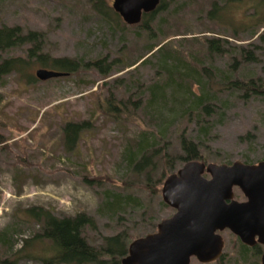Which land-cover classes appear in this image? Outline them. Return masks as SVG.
Segmentation results:
<instances>
[{
    "label": "rangeland",
    "instance_id": "rangeland-1",
    "mask_svg": "<svg viewBox=\"0 0 264 264\" xmlns=\"http://www.w3.org/2000/svg\"><path fill=\"white\" fill-rule=\"evenodd\" d=\"M108 1L112 5L113 0ZM166 1V9L157 13L152 24L151 39L137 25H127L125 31L111 27L93 11L89 0H0V27L20 26L23 32L41 33L43 52L83 62L99 58L104 63L115 62L108 76L92 67L29 82V76L35 77L36 70L43 67L30 59L21 72L0 78V235L5 232L0 239V264H46L45 259L53 255L48 240L25 245L41 231L39 223L25 217L24 209L32 206H42L59 217L79 213L93 217L96 225L86 227L84 235L96 247L118 232L128 234L129 245L156 232L160 221L174 209L161 205L162 191L151 196L137 186L143 179L132 175L124 161L127 147L144 131L154 133L161 146L167 143L166 149L174 156L182 154L181 135L186 134L200 144L206 164L264 160L263 94L244 98L240 92L227 91L218 95L212 128L201 131L196 120L177 112L170 86L165 91L168 107L158 113L157 105L164 106V101H151L149 87L165 85L169 72L161 67L162 54L147 51L151 44L163 45L170 57L167 66L181 68L174 78L177 82L184 79L192 96L199 93L194 76L204 79L198 73L203 66L230 75L231 58L237 52L234 46L255 54L254 61H243L235 77L264 78V43L258 39L264 27L245 24L254 12L251 4L257 0ZM214 2L233 4L227 10L226 23L210 19ZM213 37L227 40L228 54L216 57L208 53L204 40ZM31 45L0 52V62L10 57L29 59ZM111 97L126 103L127 116L117 119L110 115L107 103ZM132 102L140 107L134 110ZM83 121L91 127L68 150L64 125ZM173 165L177 172L183 164L176 160ZM160 174L158 170L155 178ZM116 193H134L141 198L140 206L107 211L108 201ZM235 193L237 200L245 199L239 189ZM222 235L224 263L246 264L236 236L228 230ZM254 260L251 256L250 262ZM191 264L210 263L194 258Z\"/></svg>",
    "mask_w": 264,
    "mask_h": 264
},
{
    "label": "trees",
    "instance_id": "trees-1",
    "mask_svg": "<svg viewBox=\"0 0 264 264\" xmlns=\"http://www.w3.org/2000/svg\"><path fill=\"white\" fill-rule=\"evenodd\" d=\"M93 11L98 14L104 21H106L111 27L125 31L127 23L122 17L113 9L108 0H89ZM240 2V0H237ZM252 12L247 16L245 24L248 28L264 27V0H257L252 3ZM233 4L225 3L224 6L214 2L212 9L209 12L210 19L226 23L227 10L232 7ZM167 7V1L161 0L156 10L150 13H144L140 23L136 24L142 30L148 33L152 39L153 34V22L157 17L158 12H162ZM256 32V31H255ZM260 42L264 43V31L258 35ZM27 43H32L28 49V58L22 57H10L4 58L0 62V78L3 75H7L13 71L21 72L30 63V59L39 63L43 68L53 69L56 71L65 72L68 75H73L80 72L83 68H98L104 76H108L112 70L114 63H104L105 59H97L95 61L83 62L68 57H53L48 53L43 52L42 46V34L36 31L23 32L20 26H2L0 27V52L8 49L21 46ZM207 51L211 56H225L229 50L226 48V39L221 38H207L204 40ZM154 44V43H153ZM160 44L149 45L148 53L162 54V68L164 71L169 72L168 79L164 84L156 83L149 87L150 100L164 101V106L157 105L158 113L164 112L165 107H168L169 99L166 96L167 86L173 88L172 100L177 107V112H183L187 114L191 119L196 120L197 125H200V130L204 132H210L213 121L211 117L217 113L218 106L215 104L218 95L230 92H240L241 97L247 98L249 96L264 95V78H250L241 79L235 77V73L239 70L240 65L245 60L254 61V51L247 50L243 46H234L237 50L236 55L232 56V62L230 64L231 72L219 73L216 67L203 66L202 70L198 69V73L202 75L204 79H200L195 75V81L199 85V93L191 95V89L187 87V84L177 82L174 78V74L177 70H181L180 67L169 65L167 62L170 57L166 55L163 49V45ZM156 49V50H155ZM240 57H237L239 56ZM144 58V57H142ZM140 58V60L142 59ZM144 59L142 62H145ZM190 69V68H189ZM195 72V69H193ZM201 71V72H200ZM187 72L189 70L187 69ZM188 74V73H187ZM66 75V76H68ZM29 76V75H27ZM36 77L29 76L28 81L31 82ZM39 80V79H38ZM151 104V102H150ZM132 107L137 110L140 106L136 102H132ZM127 108L126 103L120 101L117 103L114 98L108 99L107 109L110 115L121 118L123 115H128L125 112ZM221 108V107H220ZM91 127L90 122H67L63 127L65 134V144L68 150H73L77 144L79 134ZM163 134V133H162ZM161 136V135H158ZM166 139V138H164ZM163 139V140H164ZM154 133L147 131L142 132L132 144L127 147L124 153V161L128 168L132 172V175L139 179H143V183L137 184V186H143L151 196L159 194L162 190V185L165 179L176 171L174 162H182V164L188 161H201L205 162V156L200 148V144L192 139L188 138L186 134L181 135V148L182 154L174 156L166 149V144L161 146ZM249 163V162H245ZM160 171V177L155 178L157 171ZM111 201H108L106 206L107 211L114 213L123 208L140 206L141 198L132 195L122 196L119 193L111 195ZM161 205L166 207L167 205L163 200ZM25 217L39 223L41 225V231L37 233L32 239L26 240L25 245H33L41 240H48L51 243L53 255L45 259L46 264H122V259L128 253L129 237L125 232H118L117 234L110 235L104 238V242L99 247L91 245L84 235L86 227H95L96 223L93 217L86 213H79L75 216H56L51 210L42 206H32L24 209ZM233 234V233H232ZM234 235V234H233ZM0 236L2 239L5 236L3 232ZM236 236V235H234ZM238 239L239 252L241 256H246V264H262V255L264 253V246L257 243L254 246L244 244ZM4 241V240H2ZM22 249L19 251L21 252ZM251 256L256 260L251 261ZM260 259V261H259ZM224 254L210 264H225ZM5 264L9 262L4 261Z\"/></svg>",
    "mask_w": 264,
    "mask_h": 264
},
{
    "label": "water",
    "instance_id": "water-1",
    "mask_svg": "<svg viewBox=\"0 0 264 264\" xmlns=\"http://www.w3.org/2000/svg\"><path fill=\"white\" fill-rule=\"evenodd\" d=\"M160 1L113 0L112 7L128 25H136ZM35 74L40 80L68 75L43 67ZM234 188L245 201L235 198ZM162 197L174 213L160 221L156 232L133 240L122 264H191L194 258L211 263L223 253L225 230L246 245L264 246V160L188 161L165 179Z\"/></svg>",
    "mask_w": 264,
    "mask_h": 264
},
{
    "label": "flooded vegetation",
    "instance_id": "flooded-vegetation-1",
    "mask_svg": "<svg viewBox=\"0 0 264 264\" xmlns=\"http://www.w3.org/2000/svg\"><path fill=\"white\" fill-rule=\"evenodd\" d=\"M236 189H239V188H234V193H235V190ZM240 190V189H239ZM241 191V190H240ZM241 193L243 194V192L241 191ZM236 194V193H235ZM243 196H244V194H243ZM245 197V196H244ZM235 198H236V196H235ZM237 199V198H236ZM246 200V197H245V199L244 200H242V201H245ZM226 231V230H225ZM229 231V230H228ZM232 233V232H231ZM241 241V240H240ZM242 242V241H241Z\"/></svg>",
    "mask_w": 264,
    "mask_h": 264
}]
</instances>
